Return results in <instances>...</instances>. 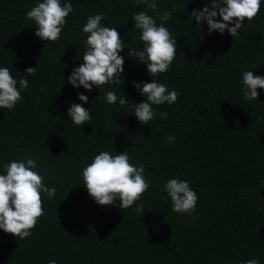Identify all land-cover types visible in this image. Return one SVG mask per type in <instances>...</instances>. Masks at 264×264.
<instances>
[{
  "label": "trees",
  "instance_id": "1",
  "mask_svg": "<svg viewBox=\"0 0 264 264\" xmlns=\"http://www.w3.org/2000/svg\"><path fill=\"white\" fill-rule=\"evenodd\" d=\"M38 2L0 0V67L28 80L22 100L11 110L0 108V174L5 163L33 158L56 192L51 199L42 194L44 215L29 237L0 229V264H238L253 258L264 264V89L251 101L242 94L244 71L264 75V0L235 37L227 30L209 33L206 22L198 26L189 15L211 7V0H156L161 13L171 12L163 22L134 0H62L74 11L55 42L35 36L34 22L26 19ZM140 11L177 38L169 70L154 77L128 54L143 47L132 21ZM98 13L125 41L124 71L121 85L88 91L67 77L83 63L86 18ZM27 67H36L35 74L24 72ZM151 79L179 96L171 105H154L156 116L144 125L131 114V104L145 99L132 81ZM109 90L129 105L108 104ZM77 93L88 96L83 107L92 115L81 126L67 115L71 103H81ZM125 150L132 164L144 166L151 186L128 209L118 200L98 205L82 170L101 151ZM171 178L187 180L197 193L194 212L172 211L164 191Z\"/></svg>",
  "mask_w": 264,
  "mask_h": 264
},
{
  "label": "clouds",
  "instance_id": "2",
  "mask_svg": "<svg viewBox=\"0 0 264 264\" xmlns=\"http://www.w3.org/2000/svg\"><path fill=\"white\" fill-rule=\"evenodd\" d=\"M134 2L145 4L162 22L171 17V12L167 10L160 12L156 0ZM210 5H204L200 10L193 9L189 15L195 18L198 26L206 22L209 33L217 31L223 34L227 30L235 37L246 19L251 21L257 16L261 0H211ZM73 11L70 2L42 0L27 11L26 19L34 22L35 36L47 42H55L60 39L66 17ZM154 16L145 11L133 14V27L140 30L143 47L142 50L129 48L128 53L146 66L151 77L167 72L177 53V38L164 23L157 24ZM218 16L220 19H217ZM105 18L104 13L86 18L87 22L82 27V32L88 34L83 41L86 49L82 55L83 63L74 67L67 77L73 87L82 86L91 91L93 86L100 89L107 84L117 87L122 83L124 57L119 53L127 46L116 28L102 25ZM24 72L34 75L36 67H27ZM132 84L145 97L143 101L131 104L134 106L131 114L140 124L147 125L155 118L154 105H171L179 96L176 90H169L166 84L155 79L150 82L134 80ZM242 85L244 99L255 100L259 95L257 89H264V75H254L251 70L244 71ZM27 86V78L17 81L8 67H0V108L13 109L22 100L21 91ZM77 96L81 103H71L67 115L74 125L81 126L89 123L92 115L90 109L83 107V103L89 100L88 96L82 93H77ZM105 98L108 104L118 101L122 106L129 105L124 96H118L115 91H107ZM160 117L167 118V113L160 112ZM167 140L174 142L175 137L169 135ZM130 161L126 150L116 155L101 151L83 168L84 187L98 205L111 206L118 200L119 208L128 209L150 188L151 182L145 178L144 166L134 165ZM3 168L5 174H0V229L15 238L25 239L44 215L42 194H47L51 199L56 189L46 186L45 177L39 174L37 162L33 158L12 160L5 163ZM164 191L170 198L173 212L190 214L195 211L199 197L187 180L171 178L164 184ZM135 211L142 214L145 210L143 205H137ZM48 264H56V261L49 260ZM238 264H259V261L253 258Z\"/></svg>",
  "mask_w": 264,
  "mask_h": 264
}]
</instances>
